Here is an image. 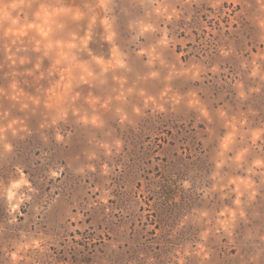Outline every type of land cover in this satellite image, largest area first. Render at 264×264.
Masks as SVG:
<instances>
[{
    "label": "rangeland",
    "instance_id": "1",
    "mask_svg": "<svg viewBox=\"0 0 264 264\" xmlns=\"http://www.w3.org/2000/svg\"><path fill=\"white\" fill-rule=\"evenodd\" d=\"M108 12L110 23L122 38H126V24L151 28L147 19L152 13L156 19L170 17L160 22L159 31L171 41L175 58L199 62L204 73L200 82L181 80L174 87L180 92L196 89L210 111L223 104L235 112L233 123L226 127H235L237 122H247L249 127L264 124V89L243 104L231 89L238 73L246 88L255 86L244 78L240 64L255 61L260 54L256 20L264 12L257 0H175L174 7L168 0H112ZM130 43L133 46H125L123 53L113 51L116 64L125 59L135 63L140 55L137 49L143 51V45ZM15 48L11 41L0 39V71L6 72L13 63L8 57L18 55ZM259 48H264V39L259 40ZM148 59L151 62V56ZM158 90L155 85L149 89L152 93ZM149 101L150 96L145 108ZM152 111H159V105L153 102ZM92 120L97 126L107 123L104 138L111 140L114 148L109 151V145L103 144L105 154H98L93 161L85 159V155L90 159L94 156L87 152L88 143L94 142L90 130L76 131L70 142L57 145L51 138L47 143L40 130L32 135L22 128L24 138L13 141L12 153L0 160V181L7 183L19 167L17 172L24 175L21 182L27 178L37 195L21 208L14 226L6 224L7 209L0 201V224L6 229L0 247L25 231L48 241L47 253L33 257V264H172L174 251L196 234L188 228L174 234L177 221L203 205L195 189L211 168L212 145L205 149L206 142L199 140L203 134L202 126H197L199 120L195 122V115L183 108L174 113H146L132 126L118 124L106 109ZM32 127L35 129V123ZM204 131L211 135L207 125ZM89 163L94 169L75 174L74 169ZM50 171L55 178L49 177ZM185 181L192 188L183 189ZM36 206L46 211L37 215L33 211ZM254 209V217L239 225L235 233L229 230L235 213L223 209L227 219L219 223L226 234L209 241L208 264H248L251 257H255V264H264V245L257 239H244L253 229L264 235V200L258 198ZM188 247L184 245L185 252ZM196 250L207 257L202 244H197ZM0 264H10L3 252Z\"/></svg>",
    "mask_w": 264,
    "mask_h": 264
},
{
    "label": "clouds",
    "instance_id": "2",
    "mask_svg": "<svg viewBox=\"0 0 264 264\" xmlns=\"http://www.w3.org/2000/svg\"><path fill=\"white\" fill-rule=\"evenodd\" d=\"M111 2L0 0V39L11 41L18 54L8 57L13 63L6 72L0 71V160L12 153L13 141L24 138L22 128H26L32 135L40 130L47 143L51 138L57 145L70 142L76 131L90 130L94 142L88 143L87 152L94 156L90 159L85 155V159L93 161L98 154H105L102 147L105 143L109 151H114L111 140L104 138L107 123L97 126L92 120L102 109L112 113L118 124L132 126L146 113H174L183 108L195 115V122L199 120L197 126H202L203 133L199 140L206 142L205 149L212 145L211 168L206 180L195 189L203 205L192 208L177 221L174 234L185 228L196 234L185 243L189 245L187 252L185 244L174 251L172 264H189L190 261L208 264L209 241L226 234L219 223L227 219L223 209H232L235 213L229 229L235 233L239 225L249 223L254 217L257 199L264 200V124L249 127L247 122H237L235 127H226L233 123L235 112L223 108V104L210 111L196 89L184 92L176 89V81L200 82L204 73L200 71L199 62L175 58L171 41L159 31L160 22L170 17L156 19V13H152L147 19V23L153 25L151 28L126 24V38H122L121 32L110 23ZM168 3L170 7L175 6V0ZM257 3L264 12V0ZM256 24L260 29L259 40L264 39V15ZM259 40L257 59L240 64L241 72L246 74L244 78L255 86L246 88L239 73L231 85L241 104L264 89V48H259ZM132 41L143 45V51L137 49L140 55L135 63L125 59L116 64L113 51L123 53L125 46H133ZM154 85L159 86V90L152 93L149 89ZM149 96L152 101L145 108ZM153 102L159 105L155 113ZM205 125L211 135L204 131ZM66 132L72 135L66 136ZM17 168L7 183L0 181V201L7 209L8 226L17 224L21 208L31 204L37 195L27 178L21 182L23 174L17 172ZM81 169H94V166L89 163L77 167L75 174H87ZM51 172L49 177L55 178ZM182 188L188 190L192 184L185 181ZM33 211L39 215L46 209L36 206ZM5 230V225L0 224V244ZM244 239H257L264 245V235H258L254 229L246 233ZM197 244L203 245L207 257L197 254ZM47 249L45 237L20 231L15 240L0 247V252L8 257L10 264H33V257L42 256ZM248 264H255V257H251Z\"/></svg>",
    "mask_w": 264,
    "mask_h": 264
}]
</instances>
